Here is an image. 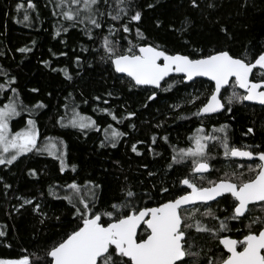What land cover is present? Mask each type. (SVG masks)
I'll list each match as a JSON object with an SVG mask.
<instances>
[{"label": "trees", "instance_id": "16d2710c", "mask_svg": "<svg viewBox=\"0 0 264 264\" xmlns=\"http://www.w3.org/2000/svg\"><path fill=\"white\" fill-rule=\"evenodd\" d=\"M57 2L33 0L35 9L27 10L29 20L24 21L27 0H0V83L6 84L9 77H15L11 86L17 89V103L22 105L21 115L11 125L19 129L26 120L33 119L39 132L38 144L56 142L66 153L68 165L61 173L56 159L36 151L21 156L13 165H0V231L5 232L0 237V259L28 256L35 262L38 257H44L46 248L71 226L73 209L63 197L68 191L66 185L73 181L87 188L100 185L94 191L101 209L119 204L129 188L142 198L136 201L138 205L155 207L162 202L161 187L175 194L182 188L181 179L194 181L197 177L192 171L191 157L171 168L168 166L179 149L191 146V137L197 129L204 128L205 135L223 136L214 130L227 125L230 144L254 152L259 150L256 146L264 148V107L234 101L231 112L224 109L220 114L200 118L194 114L210 96L211 83L195 80L184 84L181 77H171L169 82L176 81L174 87L164 91L167 85L163 82V87L155 90L157 99L147 101L153 89H129L128 78L116 74L110 63L101 59L102 40L109 33V24L118 32L109 39L118 41L121 49H126L131 41L154 43L170 54L217 47L230 49L235 55H243L249 49L259 50L264 47V0H197L198 7H193L191 0H131V11L142 13L140 22L131 23V32L123 33L118 22L108 20L103 30H93L92 39L83 25L70 27L61 18ZM18 3L24 5L20 10L16 8ZM108 3L115 4V0ZM210 4L213 6L209 7ZM102 10L106 7L102 6ZM64 27H68L67 32L62 31ZM137 27L146 41H138ZM221 28L227 29V35ZM57 32L60 34L56 35ZM25 47L30 51H17ZM64 69L71 80L65 78ZM233 92L243 94L233 84L222 94L228 97ZM12 95L7 89L0 93V106ZM222 102L227 107L226 100ZM73 107L95 120L96 127L84 132L62 127L58 121L70 117ZM103 108L114 112L118 120L99 111ZM129 112L135 116L128 117ZM108 125L125 134L115 148L110 144L100 147ZM249 128L253 129L252 133H248ZM208 143L206 160L210 169L201 175L200 185L239 179L241 170L236 161L226 158L218 143ZM133 144L140 155L132 151ZM72 165L76 166L75 171ZM30 169L36 174H30ZM149 172L154 175L149 176ZM89 181L92 184H86ZM5 184L10 187L5 188ZM226 197L210 205L218 219L197 217L202 225L218 228L219 222L232 214V199ZM25 199L32 203L24 204ZM37 204L38 212L34 211ZM256 211L253 208L249 216L264 218V213L256 215ZM58 216L60 221L56 219ZM249 219L245 216L241 220H228L230 230L219 235L241 238L248 232L246 226L252 223ZM138 233L143 234L142 227ZM189 240L194 245L192 251L199 252L201 258L205 254H224L218 239L197 232L195 226ZM209 249L213 252L209 253Z\"/></svg>", "mask_w": 264, "mask_h": 264}, {"label": "snow or ice", "instance_id": "6c2138e0", "mask_svg": "<svg viewBox=\"0 0 264 264\" xmlns=\"http://www.w3.org/2000/svg\"><path fill=\"white\" fill-rule=\"evenodd\" d=\"M191 3L193 7H198L197 0H191ZM102 6L106 7V10H102ZM23 7L22 3L16 5L17 10ZM56 7L60 10L61 18L67 21L70 27L83 25V30L90 39L93 38V30H103V25L108 20L118 22L123 33L131 32L132 22L142 20L140 11H131V0H115V4H109L108 0H58ZM148 7L151 8L152 5ZM34 9L33 0H27L24 21L29 20L27 10ZM62 31L67 32L68 27H64ZM221 31L227 35V29L221 28ZM113 34L118 32L113 24H109V33L102 40L101 59L109 62L116 73L128 78L129 89L140 86L161 89L164 82L167 86L163 87V90L169 91L176 83V81L169 82L170 74L176 73L182 74V80L185 81H192L195 77H206L213 82L214 87L210 96L194 114L198 117L220 112L221 109L231 112L234 101H254L264 105V47L259 50H246L243 55L232 54L230 49L220 47L207 51L194 49L187 54L180 52L170 54L160 45L147 42L130 41L126 49H121L118 47V41L109 39ZM136 34L138 41H146V37L138 27ZM17 51L25 53L30 49L25 47ZM63 72L66 79H72L67 69ZM4 75L7 76V73ZM166 77L169 80H166ZM14 83L15 77H9L6 84L0 83V93H4L7 89L13 94L8 98L7 103L0 106V165H13L21 156L33 151L47 152L59 161L60 171L63 173L68 166L65 162L66 153L51 141L45 147L38 144L39 132L33 119L27 120L24 129L15 133L10 131V120L20 116L19 109H22V105L17 103V89L11 86ZM229 84L243 89L244 94L237 95L233 92L231 96L223 97L221 90ZM32 91L38 90L32 89ZM95 99L100 98L95 97ZM156 99L155 90L147 96V101L154 102ZM222 99L226 100L227 107ZM99 111L106 113L114 121L118 120L116 114L107 108ZM132 116H135V113L129 112L128 117ZM58 123L62 127H71L82 132L96 127L95 120L81 115L75 107L71 109L70 117H61ZM226 129L227 125H222L214 130L215 133H223V136L204 135L202 128L197 129L196 134L191 137L193 147L179 149L168 166L171 168L173 164H180L191 157L194 173L207 172L208 142L214 141L224 149L226 158L239 157L249 160L257 158L260 163L255 167L248 166L249 172H254L253 178L245 180L241 174L237 180L209 181L208 187L199 186L195 181L184 178L179 183L186 187L177 189L175 194H169L168 188L161 187L159 194L162 202L155 207L138 205L136 201L142 198L137 197L129 188L125 190L123 201L119 204L113 203L110 208L105 209L97 206L98 198L94 189L99 188L100 185L93 184L91 188H87L73 181L66 185L68 191L63 197L73 209L72 220L69 221L71 226L62 233L60 239L47 247L44 257H38L35 262L24 256L15 260L0 259V264H41V262L42 264H264V218L253 220L247 225L248 232L242 239L219 235L230 230L228 220H241L250 211V204L264 202V148L256 146L259 150L254 152L234 146L230 144ZM247 131L252 133L253 129L249 128ZM122 135L125 134L108 125L105 129V140L101 142L100 147L110 144L115 148ZM164 139L167 141L168 138L164 137ZM59 143L63 145V141ZM132 151L140 155L136 144L132 145ZM75 167L72 165L73 171ZM29 171L32 175L36 174L33 169ZM148 175L153 176L154 173L149 172ZM8 187L10 185L5 184V188ZM225 194L232 198L234 204L232 214L220 221L218 228L202 225L198 216L218 219L207 202L218 203V197L227 198ZM196 202L203 205V212L201 213L199 208H194L193 214L185 215L186 206H195ZM31 203V200H24V204ZM39 209L40 205L37 204L34 211L38 212ZM56 219L60 221L61 218L58 216ZM253 225L257 227L254 228ZM194 226L197 232L208 233L214 239H218L226 253L220 256L205 254L204 258H201L199 252L192 251L194 245L189 240V236ZM141 227L143 234L138 233ZM3 236L5 232L0 231V237ZM212 252L213 250L209 249V253Z\"/></svg>", "mask_w": 264, "mask_h": 264}, {"label": "flooded vegetation", "instance_id": "af4514ba", "mask_svg": "<svg viewBox=\"0 0 264 264\" xmlns=\"http://www.w3.org/2000/svg\"><path fill=\"white\" fill-rule=\"evenodd\" d=\"M244 150H246V149H244ZM231 158V157H230ZM233 161H236V163L238 164V166H239V168H240V170H241V174L242 173H244V174H246V176L244 177L243 176V174H242V176H243V179H245V180H247V179H249V178H253L254 177V172H249V165H252L253 167H255V165L256 164H258V163H260L258 160H233ZM201 175H203V174H200V176ZM218 182V181H217ZM210 186V185H209ZM204 187H208V186H204ZM225 196H229L230 198H231V196L230 195H225ZM219 199H221V197L219 198ZM219 199H217V200H219ZM232 199V198H231ZM214 202H211V203H208L209 205H212ZM232 203H233V201H232ZM199 207V209H200V212H203V205L202 204H197V205H195V206H190V207H187V209H194V208H198ZM233 207H234V204H233ZM249 208H250V211L253 209V208H255V210H258V214H260V213H264V202H258V203H255V204H251V205H249ZM249 211V212H250ZM249 212H247L246 213V216H248L249 218H256V219H258V217L259 216H255V215H253V216H249ZM251 215V214H250ZM255 227H257V226H255ZM229 237V236H228ZM229 238H231V237H229ZM243 238V236L241 237V238H239V239H242ZM232 239H237V238H232ZM222 246V245H221ZM223 248V247H222ZM223 251H224V249H223ZM224 253H226L225 251H224Z\"/></svg>", "mask_w": 264, "mask_h": 264}, {"label": "water", "instance_id": "95a60500", "mask_svg": "<svg viewBox=\"0 0 264 264\" xmlns=\"http://www.w3.org/2000/svg\"><path fill=\"white\" fill-rule=\"evenodd\" d=\"M114 70V69H113ZM115 72V71H114ZM116 73V72H115ZM116 74H118V75H120V76H124L123 74H119V73H116ZM124 77H126V76H124ZM170 77H181L182 78V74H176V73H171L170 74ZM127 78V77H126ZM166 80L167 79H169V78H165ZM250 79H252V77H250ZM195 80H204V81H207V82H209V83H211L212 85H213V87H214V84H213V82H211V81H209L206 77H195V78H193V80L192 81H185V80H183V82H184V84H189V83H191V82H193V81H195ZM163 83V82H162ZM230 85V84H229ZM229 85H226L225 86V88L224 89H226ZM140 87H143V88H150V89H153V90H158V89H154L152 86H140ZM240 92H242L243 94H244V90L243 89H240V88H238V87H236ZM224 89H222L221 91H223ZM244 103L245 104H248V105H253V106H259V107H264V105H261V104H259L258 102H254V101H244ZM224 111V109H221V111L220 112H217V113H212V114H208V115H206V116H199L200 118L201 117H209V116H213V115H217V114H220V113H222ZM231 159L232 160H249V159H247V158H239V157H231ZM252 160H258L257 158H253ZM259 161V160H258ZM210 169V168H209ZM209 172V170L207 171V172H203V173H195V174H206V173H208ZM182 187H186V186H184V185H182ZM189 191H190V189H189ZM225 195H228V194H225ZM220 197H218L217 199H219ZM211 202H213V201H209V202H207V203H211ZM255 203H258V202H254V204ZM197 204H201L200 202H196V205ZM251 205V204H250ZM190 206H193V205H188V206H186V207H190ZM139 230L140 229H138V232H139ZM223 247V246H222ZM225 252H226V250H224Z\"/></svg>", "mask_w": 264, "mask_h": 264}, {"label": "rangeland", "instance_id": "374dc122", "mask_svg": "<svg viewBox=\"0 0 264 264\" xmlns=\"http://www.w3.org/2000/svg\"><path fill=\"white\" fill-rule=\"evenodd\" d=\"M231 96V95H230ZM83 116H85V115H83ZM18 117V116H17ZM17 117H14L12 120H10V122H9V127H10V131L12 132V133H15V132H17V131H20V130H22V129H24L26 126H27V120H26V123H25V125L23 126V127H21V128H19V129H13V127H12V125H11V123H12V121L13 120H15ZM88 117V116H87ZM36 127V126H35ZM71 128V127H70ZM91 129H93V128H91ZM201 129V128H200ZM203 129V133L202 134H204V128H202ZM197 132V131H196ZM196 134V133H195ZM194 134V135H195ZM205 135V134H204ZM49 143V142H48ZM48 143H46L45 145H42L41 147H45L46 145H48ZM53 143H56V142H53ZM57 147L59 148V146L57 145ZM190 147H193V144H192V141H191V146ZM61 151H63L62 150V148L60 149ZM53 151H55V149H53ZM40 153H44V154H47L48 155V153L47 152H40ZM26 154H28V153H26ZM25 154V155H26ZM48 156H50V155H48ZM51 158H53V159H55L53 156H50ZM57 160V159H56ZM58 161V160H57ZM59 162V161H58ZM196 176L197 177H195L194 178V181H195V183L197 184V185H199V186H201L200 185V183H199V181L201 182V178H202V176L200 177V174H196ZM245 176H246V174H245ZM244 176V177H245ZM206 186V185H205ZM187 214H193V209H187ZM258 214V210L256 211V215ZM253 220H256V218H252V219H249V222H252Z\"/></svg>", "mask_w": 264, "mask_h": 264}]
</instances>
